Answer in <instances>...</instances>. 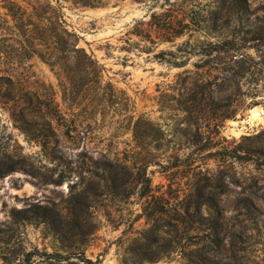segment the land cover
<instances>
[{
    "label": "rangeland",
    "instance_id": "obj_1",
    "mask_svg": "<svg viewBox=\"0 0 264 264\" xmlns=\"http://www.w3.org/2000/svg\"><path fill=\"white\" fill-rule=\"evenodd\" d=\"M61 2L106 94L75 95L0 0V264L75 244L99 264H264V0Z\"/></svg>",
    "mask_w": 264,
    "mask_h": 264
},
{
    "label": "trees",
    "instance_id": "obj_2",
    "mask_svg": "<svg viewBox=\"0 0 264 264\" xmlns=\"http://www.w3.org/2000/svg\"><path fill=\"white\" fill-rule=\"evenodd\" d=\"M2 1L5 4L3 7L8 9V13H6V15L11 17V20L14 22L13 27L15 29L19 31L21 30L23 33L27 32L29 34H32L35 28L38 29L39 41L40 44L44 46V51L42 49L34 51V53L48 62L51 66H59L66 72L69 84L72 86L71 89L72 91L74 90L75 95H84L89 92H92L96 95L106 94L105 91L98 86V83H100L102 80L101 71L103 67L93 56V54L88 53L84 47L79 46V36L75 32L70 31L67 27L61 0H54L55 3H53V0H34L35 4L33 5H31V0ZM72 1L75 4H81L84 6H97L102 3V0ZM20 2H26L28 3V6H23ZM31 7L32 9H30ZM160 17L162 16L154 14L152 15L150 22L152 24L158 25L161 34L160 36L166 40H172L173 37H176L183 32L182 29H177L178 26L175 23V17L169 16V19L168 17L163 18V23ZM3 20L4 18L0 15V26H2L1 22ZM5 21L9 20L5 19ZM179 25H181L183 28H191L192 26L190 23L183 22H181ZM135 30L137 34H140L139 29ZM80 65L81 68L79 71L81 72V75L78 78L79 85L78 87L74 88L73 86L75 85V80L71 74V69H74V67L78 68ZM151 191V184L147 181V184L142 190L141 195L148 197L151 195ZM156 210L158 212H163L165 209L159 204ZM59 230L60 229L57 228L56 232ZM214 245L215 248L211 247V249H216L219 253H221L223 250H226V245L220 237L214 240ZM81 246L82 245L80 244H75L68 247L67 251L55 249L52 252L35 249L27 253L26 261L27 264H99V260H93L83 253ZM234 246V244H231L229 247L232 249ZM207 252L208 250L203 248V252H200L197 256L198 259H195V255H188L187 264H206V260L208 259L206 256ZM203 253H205V255ZM219 264L232 263L221 260L219 261Z\"/></svg>",
    "mask_w": 264,
    "mask_h": 264
},
{
    "label": "bare ground",
    "instance_id": "obj_3",
    "mask_svg": "<svg viewBox=\"0 0 264 264\" xmlns=\"http://www.w3.org/2000/svg\"><path fill=\"white\" fill-rule=\"evenodd\" d=\"M254 113V112H253ZM251 119L252 120H258V121H262L264 120V111L262 109H260L258 112L254 113L251 115ZM254 122V121H253ZM264 122V121H263ZM232 125H237L238 122L233 121ZM239 125V124H238ZM238 129V128H237ZM232 131H234V129H232Z\"/></svg>",
    "mask_w": 264,
    "mask_h": 264
}]
</instances>
